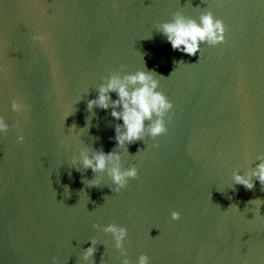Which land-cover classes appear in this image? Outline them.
<instances>
[{
    "label": "water",
    "instance_id": "95a60500",
    "mask_svg": "<svg viewBox=\"0 0 264 264\" xmlns=\"http://www.w3.org/2000/svg\"><path fill=\"white\" fill-rule=\"evenodd\" d=\"M208 11L226 41L196 55L157 30ZM138 70L173 103L168 131L118 149L138 169L118 193L106 172L89 187L72 158L110 151L117 121L87 101ZM0 117V264H264V190L234 180L264 160V0H0Z\"/></svg>",
    "mask_w": 264,
    "mask_h": 264
},
{
    "label": "clouds",
    "instance_id": "9594fccd",
    "mask_svg": "<svg viewBox=\"0 0 264 264\" xmlns=\"http://www.w3.org/2000/svg\"><path fill=\"white\" fill-rule=\"evenodd\" d=\"M157 30L167 38L173 50L188 55H196L202 43L215 46L226 41L224 21L214 17L211 11L202 14L199 21L177 15L172 21L164 22ZM33 39L43 41L45 37L38 34L33 36ZM156 74L154 71L143 70L127 73L122 77L114 74L97 88L98 95L87 101L89 111L94 108L107 110L111 102L110 115L117 121L114 124L116 143L110 151L105 152L103 148H96L89 155L88 149H84L80 153L79 165L76 157L72 158L76 171L83 174L91 169L93 175L91 179H88L89 187H98L101 184L98 173L106 172L112 182L108 186L110 191L118 193L127 186L129 178L135 179L138 176L135 165L129 168L121 166V154L118 149L126 150L128 144L143 141L146 131L147 135L153 139L167 133L165 116L167 115L169 121L171 120L169 112L173 108V103L163 92L157 90L159 85L158 80L154 78ZM111 93H116L117 99L113 100ZM11 107L14 112L21 111L22 107L25 111L28 110L27 105L22 106L15 98L12 100ZM121 120L123 123H119ZM7 128L4 118L0 117V132H6ZM23 141L24 135L20 133L17 136V143ZM155 146L159 147L158 144ZM252 176L256 179L253 180ZM234 180L236 185H242L247 190H252L255 187V181H259L264 190V160L256 165V170L251 176L246 178L237 173L234 175ZM180 215L178 211L171 212L173 220H179ZM104 231L113 235L117 248L123 247L128 234L126 227L108 224ZM96 251V241L93 238L91 246L85 249L84 259L93 258ZM149 259L147 254H140L137 264H149ZM122 264H130L126 254Z\"/></svg>",
    "mask_w": 264,
    "mask_h": 264
}]
</instances>
